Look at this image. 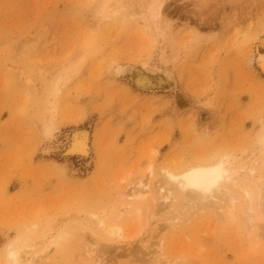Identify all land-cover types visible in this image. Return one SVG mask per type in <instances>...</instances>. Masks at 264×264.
I'll return each instance as SVG.
<instances>
[{
  "label": "rangeland",
  "instance_id": "rangeland-1",
  "mask_svg": "<svg viewBox=\"0 0 264 264\" xmlns=\"http://www.w3.org/2000/svg\"><path fill=\"white\" fill-rule=\"evenodd\" d=\"M261 54L264 0H0V264H264Z\"/></svg>",
  "mask_w": 264,
  "mask_h": 264
},
{
  "label": "bare ground",
  "instance_id": "bare-ground-1",
  "mask_svg": "<svg viewBox=\"0 0 264 264\" xmlns=\"http://www.w3.org/2000/svg\"><path fill=\"white\" fill-rule=\"evenodd\" d=\"M261 55V57L257 60V67L264 76V54ZM86 145L85 136H82L80 139L72 138L71 142L67 146L68 149L65 150L67 151V154L85 155ZM170 177L173 178V176ZM241 180L232 178L231 175H229L227 165L225 163V157L217 158L207 164H190L181 170L178 177H174V182L179 188L190 189L191 195L201 201L220 198L221 200L224 199L232 204L236 199H238V197H243L245 207L241 213L245 216L246 213L244 212L249 210L251 194L249 190L250 188H246V186L242 184ZM143 187L144 186L140 184L138 189L142 190ZM231 188H234L236 192L232 191ZM143 195H145L144 192ZM259 196L260 195H258V197ZM258 204H260L259 201L257 202V205ZM245 219H248L247 215ZM121 233L122 231L119 227H108L106 231V234L110 236H121ZM88 254L91 253L89 252ZM96 262V264H99L98 261Z\"/></svg>",
  "mask_w": 264,
  "mask_h": 264
}]
</instances>
